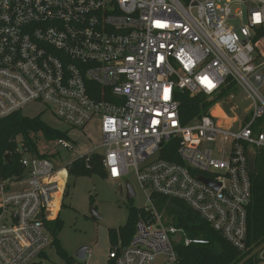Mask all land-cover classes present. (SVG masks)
Segmentation results:
<instances>
[{
  "label": "built area",
  "instance_id": "obj_1",
  "mask_svg": "<svg viewBox=\"0 0 264 264\" xmlns=\"http://www.w3.org/2000/svg\"><path fill=\"white\" fill-rule=\"evenodd\" d=\"M228 82L251 102L237 128L210 112L181 124L176 90L211 99ZM31 103L71 127L97 120L107 178L133 169L148 200L182 201L245 251L247 152L264 149V0H0V119ZM173 139L180 162L160 158ZM16 141L23 171L0 178V264H37L68 176ZM144 211L109 264H179L175 244L207 243L167 223L153 201ZM253 255L264 264V241Z\"/></svg>",
  "mask_w": 264,
  "mask_h": 264
},
{
  "label": "trees",
  "instance_id": "obj_2",
  "mask_svg": "<svg viewBox=\"0 0 264 264\" xmlns=\"http://www.w3.org/2000/svg\"><path fill=\"white\" fill-rule=\"evenodd\" d=\"M233 86L235 87L234 83L228 82L219 94L211 99L201 93L190 95L187 91L176 90L175 99L179 103L181 124L186 125L193 119L206 114L212 105L230 94ZM39 134L43 135L46 140L58 139L63 136L61 132L46 124L41 115L27 117L21 112H16L0 119V178L20 175L23 171L19 163L21 154L17 151V135L20 136V143L25 150L41 157H47L37 151L34 137ZM6 155L8 160L5 159ZM160 158L180 162L175 139L161 146ZM66 171L67 176L71 178L90 176L94 173L106 177L101 165V155L95 152L77 157L67 165ZM250 181V197L246 205V249L243 252L236 250L198 213L182 201L151 194L157 210L164 214L167 223L182 228L190 238L207 241L205 244H189L187 246L183 241L175 244L179 264H255L253 252L264 241V149L257 151L255 173L250 175ZM70 186L71 184L66 182L64 195L69 193ZM127 200L130 202L132 198ZM146 213L144 208L129 205L126 224L118 228V234L111 230L112 238L119 235L124 244L128 243L134 233L136 221ZM46 226L52 234L51 245L55 246L66 264H84L67 255L60 246L57 234L62 227V221L58 216L52 221H47Z\"/></svg>",
  "mask_w": 264,
  "mask_h": 264
},
{
  "label": "rangeland",
  "instance_id": "obj_3",
  "mask_svg": "<svg viewBox=\"0 0 264 264\" xmlns=\"http://www.w3.org/2000/svg\"><path fill=\"white\" fill-rule=\"evenodd\" d=\"M250 105L251 102L243 89L233 86L230 94L212 105L208 112L221 126L234 129L239 126ZM21 113L27 117L41 115L46 124L63 134L61 139L67 141L68 148L57 146L55 144L57 139L46 140L40 134L34 137L39 154L47 155L57 168H66L77 157L92 151L98 155L104 151L101 147L102 136L97 120H92L83 128L71 127L49 111H43L39 103L26 105ZM18 139H20L19 135L16 136V140ZM155 156H158V153ZM66 182L71 186L69 193L62 196L59 208L58 218L62 221V227L57 237L60 246L74 259L76 251L86 246L88 252L82 263L109 264L110 249L122 242L119 235L112 238L111 230L118 234V228L126 224L129 205L136 208L150 206L153 201L147 198L150 190L147 189L146 194L144 193L134 176L133 169H129V173L121 181L94 173L90 176L68 177ZM127 184L134 193L130 202L126 198ZM91 211L99 217H92ZM37 264H66V262L55 246L51 245Z\"/></svg>",
  "mask_w": 264,
  "mask_h": 264
},
{
  "label": "water",
  "instance_id": "obj_4",
  "mask_svg": "<svg viewBox=\"0 0 264 264\" xmlns=\"http://www.w3.org/2000/svg\"><path fill=\"white\" fill-rule=\"evenodd\" d=\"M5 159L8 160V156H5ZM255 159H256V153L253 150H249L247 152V161H248V169L249 174L253 175L255 173ZM199 180L203 181L204 183L213 186L214 188H217L219 186L218 183L213 182L212 180H209L207 178H204L202 176H199ZM134 197V193L131 189V187L127 184L126 185V198L130 199ZM92 217L98 218L99 216L96 215L93 211H91ZM88 252V247L83 246L80 247L76 253H75V259L79 262H83L86 259V254Z\"/></svg>",
  "mask_w": 264,
  "mask_h": 264
},
{
  "label": "bare ground",
  "instance_id": "obj_5",
  "mask_svg": "<svg viewBox=\"0 0 264 264\" xmlns=\"http://www.w3.org/2000/svg\"><path fill=\"white\" fill-rule=\"evenodd\" d=\"M64 173H65L64 170L60 171V173H59L58 179L60 180V185H61L62 182H63V179H64ZM54 210H56V208H55Z\"/></svg>",
  "mask_w": 264,
  "mask_h": 264
},
{
  "label": "clouds",
  "instance_id": "obj_6",
  "mask_svg": "<svg viewBox=\"0 0 264 264\" xmlns=\"http://www.w3.org/2000/svg\"><path fill=\"white\" fill-rule=\"evenodd\" d=\"M258 21H259V17L257 16L254 17V22H258ZM204 82L207 83L209 87H211V83L207 80V78H205Z\"/></svg>",
  "mask_w": 264,
  "mask_h": 264
},
{
  "label": "snow or ice",
  "instance_id": "obj_7",
  "mask_svg": "<svg viewBox=\"0 0 264 264\" xmlns=\"http://www.w3.org/2000/svg\"><path fill=\"white\" fill-rule=\"evenodd\" d=\"M257 17H258V15H257ZM211 87H212V85H211ZM167 98V97H166Z\"/></svg>",
  "mask_w": 264,
  "mask_h": 264
},
{
  "label": "crops",
  "instance_id": "obj_8",
  "mask_svg": "<svg viewBox=\"0 0 264 264\" xmlns=\"http://www.w3.org/2000/svg\"><path fill=\"white\" fill-rule=\"evenodd\" d=\"M68 178V177H67Z\"/></svg>",
  "mask_w": 264,
  "mask_h": 264
}]
</instances>
